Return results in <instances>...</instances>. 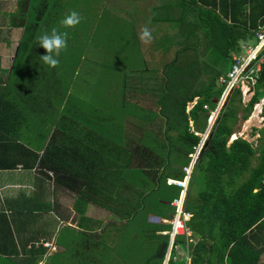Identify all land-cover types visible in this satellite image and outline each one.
Returning <instances> with one entry per match:
<instances>
[{"label":"trees","instance_id":"1","mask_svg":"<svg viewBox=\"0 0 264 264\" xmlns=\"http://www.w3.org/2000/svg\"><path fill=\"white\" fill-rule=\"evenodd\" d=\"M34 1L17 0L15 12L9 16L12 23L23 26L22 38L38 33L37 18L45 12V0L36 4ZM168 6L176 11L171 19L174 32L164 27L165 32L154 48H160L164 54L172 51L173 56L160 69L145 66L146 74L139 78L140 84L145 85L142 89L156 98L157 107L152 113L163 118L164 128L150 135L154 131L147 125L155 116L147 118L144 112L142 119L132 123L140 129L139 136L128 137L133 143L122 144L119 151L112 144V153L116 151L119 158L111 156L112 161L120 160V172L124 167L141 170L143 190L139 193L143 197L163 182L169 188V196L160 197L159 202L171 205L180 188L168 185L166 178L183 176V166L189 163V154L201 140L196 132L205 128L197 129L200 119L205 120L206 126L209 110L216 108L224 92L225 84L219 77L231 68L232 53H239L240 41H247L264 27V0H179L178 3L174 0L159 4L163 13ZM208 50L213 52L212 61L204 62L202 54ZM259 55L263 56V50ZM261 99H264V58L252 95L244 100L241 90L234 87L202 144L185 198V208L192 213L186 226L195 241L188 243L184 235H176L167 264H264V125L252 130V134L258 133L254 139L240 135L231 139ZM261 114L264 117V101ZM72 140L71 146L64 142L57 144L53 135L41 155L14 141L23 149L24 160L15 159L6 166H14L17 160L25 167L51 169L55 174L62 172L65 174L62 178L69 179L75 176L72 148L81 146L80 138ZM97 152V148L93 150L94 161ZM81 157L82 154L79 162ZM115 171L112 169V174ZM83 174L86 175L85 171L79 170V177ZM196 179L199 184L195 187ZM63 184L67 186V181ZM131 207L129 216L133 217L136 208L134 204ZM7 223V231L0 227V264H12L7 260L26 247L17 245ZM152 236L147 244L136 246V252L139 249L144 252L140 260L136 254L137 264H162L169 234L154 232ZM177 247L187 254L188 260L186 256H178ZM28 259H35V255Z\"/></svg>","mask_w":264,"mask_h":264},{"label":"crops","instance_id":"2","mask_svg":"<svg viewBox=\"0 0 264 264\" xmlns=\"http://www.w3.org/2000/svg\"><path fill=\"white\" fill-rule=\"evenodd\" d=\"M163 1L170 3L174 0L133 2L137 10L144 12L150 20H142L140 25L143 28L147 26L151 36H161L165 32L164 27L174 32L171 19L175 8L168 6L163 13L159 7ZM16 4L17 0H0V227L7 231L8 221L17 245L26 247L20 248V253L7 261L12 264H56L58 254L74 249L76 252L71 254L73 260L79 254L80 262L84 264H105V259L110 258L107 247H118L126 238L124 228L132 218L129 216L131 205L136 208L133 214L136 218L144 206L145 196L135 185L128 190L132 178L122 176L120 160L112 163L111 155L119 158V154L116 151V154L112 153L108 139L95 135L72 116L58 112L61 82L57 79L51 82L48 77L49 71L57 67L52 68L41 59L46 51L37 41L43 34H27L22 38L23 26L9 19ZM153 20L156 23L151 25ZM158 27H161L160 31ZM138 32L142 31L139 29ZM24 41L25 48L20 50ZM241 42L253 46L257 42L256 35ZM153 45L152 41L154 48ZM262 50L264 58V46ZM133 121L138 120L127 119L126 123ZM242 124L237 135L251 140L258 136L256 131L252 134V130L264 125V117L262 119L253 112ZM125 129L127 134V124ZM53 135L55 143L64 142L69 146L73 144L72 138L81 139L82 147L72 148L70 158L75 176L69 179H63L65 174L62 172L55 174L51 169L25 167L17 161L19 158L24 160L23 149L14 141H20L41 155ZM127 135L125 145L128 143ZM236 136H231V139ZM84 146H87L86 151ZM90 147V150L98 149L96 161L93 150H87ZM15 159L14 166H6ZM112 164L116 166L112 167ZM112 169H116L113 174ZM79 170H84L86 175L79 177ZM64 181H67V186ZM147 217L155 225L146 234L147 239L138 242L140 245L147 244L154 232L169 234L170 231L172 216H162L158 209H150ZM138 239L141 238L136 233L131 237L132 242ZM40 240L52 242L56 249L36 246ZM176 252L178 256L187 257L178 247ZM34 255L35 259H28ZM143 257L138 255L139 260Z\"/></svg>","mask_w":264,"mask_h":264},{"label":"rangeland","instance_id":"3","mask_svg":"<svg viewBox=\"0 0 264 264\" xmlns=\"http://www.w3.org/2000/svg\"><path fill=\"white\" fill-rule=\"evenodd\" d=\"M40 1L35 0L34 3H40ZM134 1L45 0V12L37 18L38 33L50 34L53 28L60 33H68L67 48L62 50L58 57L59 65L56 70H51L48 74L49 81L54 82L57 79L61 82L60 93L57 97L60 102L58 112L72 116L79 124L93 131L95 135L99 137L103 135L116 146V150H119L125 143L127 134V138L132 135V137L139 136L140 129L132 124L134 121L126 123L127 119L140 120L142 114L146 112L147 118L155 116L153 121L147 125L154 131L150 135L157 132L159 128H164L163 118L152 113L157 107L156 98L150 96L146 89H142L145 85L140 84L139 78L142 79L143 73L146 72L145 66L150 69H160L173 56L172 51L164 54L160 49L156 50L152 47V41L156 45L160 36L152 35L148 42L140 39L138 30H143L140 21L150 20L145 17L144 12L137 10ZM176 1L178 3L179 0ZM73 10L79 13L81 22L74 28H65L61 21ZM34 15L37 16V14ZM155 23V20L151 21V25ZM157 29L160 31L161 27ZM37 43L39 44L38 41ZM24 45L26 41L20 50L25 48ZM244 45L240 41L239 52L249 46ZM211 54L213 52L210 50L205 51L204 55L202 54L203 61H212ZM148 84L146 83V87ZM150 90L152 93L151 87ZM254 110H256L255 107L252 113ZM213 111L209 110V117L213 115ZM126 124L128 125L127 134L124 133ZM206 126L205 120L200 119L197 129L201 130L205 127V131ZM204 131L198 132L201 138L204 137ZM132 143L129 140L127 145ZM122 170L123 177L126 175L132 178V186L135 185L138 190H143L140 181L144 175L140 169L124 167ZM197 184H199L198 179H196L195 187ZM145 195L142 202L144 206L138 211L136 218L129 219L124 228L126 238L122 245L118 247L107 245L110 258L105 259V264H137L136 254L143 257L144 252H141V249L136 252V246L138 242L147 239L146 234L155 225L149 222L148 217L146 218L147 212L150 209H158L162 216L167 217L174 212L172 205L159 202L160 197L166 196L167 199L169 196V188L163 182L159 184V188L147 191ZM140 219L141 222H139ZM134 233L141 238L137 242L131 241ZM73 252L76 250L69 249L63 254H58L55 258L56 264H84L80 262L79 254L75 255V260L72 259Z\"/></svg>","mask_w":264,"mask_h":264},{"label":"built area","instance_id":"4","mask_svg":"<svg viewBox=\"0 0 264 264\" xmlns=\"http://www.w3.org/2000/svg\"><path fill=\"white\" fill-rule=\"evenodd\" d=\"M255 35L257 39L256 44L253 46H248L239 53H232L233 63L231 68L219 77V81L225 84L224 92L221 95V98L218 100L220 106L225 101L228 93L234 87H238L241 90L244 100H247L253 92V86L258 78L261 63L263 61V56L259 54L264 46V27L259 28ZM262 104L263 99L255 104L254 107L256 110H254V112L263 119V115L261 114ZM204 107H207V105ZM237 134L234 133L232 136H236ZM206 137L207 136L201 138L200 143L195 146L194 151L189 154L190 161L187 165L183 166V176L181 178H166V183L168 185H174L180 188L179 195L170 201V204L174 207V212L170 220L171 226L169 231L171 247L176 235H184L188 243L195 241L191 235V231L186 226V221L191 217L192 213L185 208V198L193 166ZM39 245L46 247L49 250L56 249V246L47 240H40L36 243V246ZM188 259L189 257L187 256V260Z\"/></svg>","mask_w":264,"mask_h":264},{"label":"clouds","instance_id":"5","mask_svg":"<svg viewBox=\"0 0 264 264\" xmlns=\"http://www.w3.org/2000/svg\"><path fill=\"white\" fill-rule=\"evenodd\" d=\"M81 22V17L78 12L71 11L61 21L65 28H74ZM140 39L144 42H148L151 39V31L145 26L142 32L139 34ZM67 32L60 33L56 28L51 30V33L45 32L38 38L39 45L43 47L46 54L41 56L43 62L52 67L56 68L59 65V59L62 50L67 48Z\"/></svg>","mask_w":264,"mask_h":264},{"label":"water","instance_id":"6","mask_svg":"<svg viewBox=\"0 0 264 264\" xmlns=\"http://www.w3.org/2000/svg\"><path fill=\"white\" fill-rule=\"evenodd\" d=\"M219 102V101H218ZM224 104V102L222 103V105ZM221 105V106H222ZM219 103L217 104L216 108L214 109L213 111V115L209 118L208 120V123H207V126H206V129L204 131V136H208L209 132H210V129L212 127V124L214 122V120L216 119L217 117V112L219 111L220 107ZM214 116V118L212 119V117ZM212 120V122H211ZM170 248H171V245H170V238H169V243H168V246H167V249H166V252H165V256H164V260H163V263L162 264H167V260L169 258V251H170Z\"/></svg>","mask_w":264,"mask_h":264}]
</instances>
